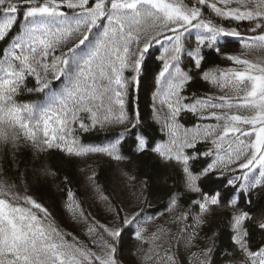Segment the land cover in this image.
Segmentation results:
<instances>
[{"label":"snow or ice","instance_id":"1","mask_svg":"<svg viewBox=\"0 0 264 264\" xmlns=\"http://www.w3.org/2000/svg\"><path fill=\"white\" fill-rule=\"evenodd\" d=\"M193 35L195 47L186 48V37ZM229 37L242 49L225 56L234 67L201 74L221 94L186 95L192 77L182 68L183 56L199 70L202 49L219 51ZM5 40L0 50V160L15 162L23 148L37 155L52 149L76 157L102 153L120 161L119 146L132 135L138 153L171 166L184 192L198 196L184 203L183 193H171L161 223L160 217L143 214L146 198L137 197L128 209L116 207L95 185L96 200L109 216L101 224L69 191L62 210L86 225L88 247L26 194V180L18 184L4 176L0 165V264H123L126 233L135 242V264H183L179 251L171 250L172 239L186 237V247L196 246L197 229L210 206L232 210L228 264H264V247L251 245L246 224L251 216L238 207L239 196L264 186V0H0V42ZM157 45L153 117L167 137L159 142L132 131L141 121L126 111L130 86L138 89L142 66ZM245 53L261 58L250 60ZM29 78L35 81L32 87ZM25 93L37 94L36 99L19 100ZM185 114L195 118L192 126L181 123ZM97 126H122L123 131L102 147L77 139V127L89 131ZM201 158L203 165L193 171L191 162ZM212 175L231 187L227 198L219 189L207 193L198 186ZM169 224L182 225L179 236L172 237ZM258 227L264 230V222ZM211 251L203 250L199 264H206Z\"/></svg>","mask_w":264,"mask_h":264},{"label":"trees","instance_id":"2","mask_svg":"<svg viewBox=\"0 0 264 264\" xmlns=\"http://www.w3.org/2000/svg\"><path fill=\"white\" fill-rule=\"evenodd\" d=\"M236 22H232L235 26ZM247 22H243L240 27L244 31ZM226 43L220 45L219 51L215 48L204 47L202 49L201 69H196L193 62L185 54L183 56L182 68L188 71L192 80L186 86V95H195L203 97L204 95H219L215 88L208 82L201 79L203 71L210 69H226L234 67L230 61L225 59L227 55L241 54V45L235 38H223ZM8 43L7 40L0 42V50ZM186 48L195 47V36L185 39ZM161 54L159 46H153L150 54L147 55L146 62L142 66L140 74V83L138 89L130 86L129 94L126 99V111L136 119L137 114L141 121L134 132H142L148 138L155 141L166 140L167 137L160 131V123L153 117L152 93L153 78L159 70L160 61L156 59ZM245 58L257 61L260 54L245 53ZM131 75V73H126ZM35 81L29 78L28 87L34 86ZM37 94H27L18 97L21 101L35 100ZM157 108L160 105L157 103ZM167 113V109H163ZM194 117L191 114H185L181 123L185 126H192ZM162 122V120H161ZM131 129V125L128 126ZM123 131L122 126L99 127L89 131H80L77 127V139L85 146L102 147L113 142L116 136ZM135 136L129 135L119 146V154L123 157L120 161H113L102 153H89L88 155L76 157L68 156L56 149L35 154L30 149H21L18 152V158L15 162L8 158L0 160L3 166V175L11 177L18 184L22 179L27 182V195L33 197L37 203H40L51 212L56 218L59 226L72 233L79 241L88 247H91V241L85 235L86 225L73 222L67 213L62 210V205L67 199V194L71 191L75 196V202L81 205L89 218L95 217L101 224L107 223L109 216L105 206L97 202L92 188L98 185L100 189L111 199L116 207L128 209L130 204L136 201L137 197L141 200L146 198V203H142L144 215H155L160 217L159 222L163 223L167 215L161 216L165 212L168 203V197L171 193L178 190L183 193V202L187 203L189 197L196 198L198 194L184 192L183 186L176 172L171 166L158 162L154 155L140 154L135 150ZM203 150V145L199 146ZM191 151V150H188ZM204 160L192 161L193 171H197L203 165ZM127 173L128 175H125ZM259 179V173H255ZM129 176L134 177L130 179ZM91 177V179H89ZM198 186L207 193L219 189L224 198H227L232 192L231 187L225 186L223 179H218L216 175L202 178ZM23 190V186L21 188ZM141 192L143 195L141 196ZM238 207L240 210L248 212L251 216L246 221L252 248L264 247V230L258 225L264 222V186H258L251 190L246 196L238 197ZM198 211V209H197ZM231 208L220 209L216 206H210L209 211L204 214L205 223L197 229L199 236L195 245L191 248L186 247V237L182 240L172 239L170 245L173 253L179 251V258L183 264H199L204 259L202 252L204 249H212L207 257L206 264H228L232 259L228 253L232 250L230 215ZM191 223V220L188 221ZM171 228L172 237L180 235L179 228L182 225H168ZM190 234V233H189ZM69 241L72 236L67 237ZM134 241L127 235L121 243L120 256L123 264H135ZM195 252L197 255L192 256Z\"/></svg>","mask_w":264,"mask_h":264}]
</instances>
